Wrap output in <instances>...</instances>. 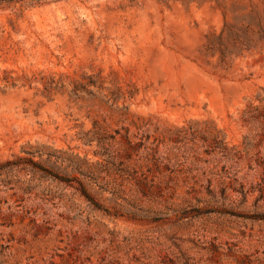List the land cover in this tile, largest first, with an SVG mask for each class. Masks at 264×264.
<instances>
[{
	"label": "rangeland",
	"instance_id": "374dc122",
	"mask_svg": "<svg viewBox=\"0 0 264 264\" xmlns=\"http://www.w3.org/2000/svg\"><path fill=\"white\" fill-rule=\"evenodd\" d=\"M0 264H264V0L1 2Z\"/></svg>",
	"mask_w": 264,
	"mask_h": 264
},
{
	"label": "trees",
	"instance_id": "16d2710c",
	"mask_svg": "<svg viewBox=\"0 0 264 264\" xmlns=\"http://www.w3.org/2000/svg\"><path fill=\"white\" fill-rule=\"evenodd\" d=\"M3 1H10V2H11V1H16V0H0V3L3 2ZM81 193H82V194H83V195H84L89 201H91L90 198H89V196H88V194H87L85 191H82Z\"/></svg>",
	"mask_w": 264,
	"mask_h": 264
}]
</instances>
